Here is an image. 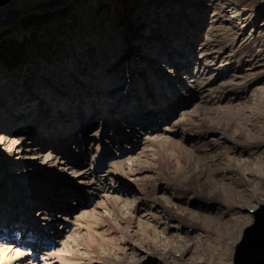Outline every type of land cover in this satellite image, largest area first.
Wrapping results in <instances>:
<instances>
[{"label": "rangeland", "instance_id": "1", "mask_svg": "<svg viewBox=\"0 0 264 264\" xmlns=\"http://www.w3.org/2000/svg\"><path fill=\"white\" fill-rule=\"evenodd\" d=\"M64 1L0 0V264H264V0Z\"/></svg>", "mask_w": 264, "mask_h": 264}, {"label": "bare ground", "instance_id": "2", "mask_svg": "<svg viewBox=\"0 0 264 264\" xmlns=\"http://www.w3.org/2000/svg\"><path fill=\"white\" fill-rule=\"evenodd\" d=\"M92 1H94V0H82V2H84V5H86V4H89V3H91ZM68 2H69V4L68 3H66V4H63L64 6L63 7H61V6H59L58 8H54V10H52V11H55V12H52V15L53 14H57V13H60V12H62V11H64L65 9H66V7H69L71 4H73V3H75L76 2V0H68ZM87 2V3H86ZM86 3V4H85ZM83 5V6H84ZM39 6V5H38ZM38 6H33V7H30V8H27V10H33V11H36L37 13H39V12H41V11H45V10H43V8H41L40 7V9L38 10ZM41 10V11H40ZM62 10V11H61ZM78 10H80V9H78ZM77 10V11H78ZM50 11V10H49ZM28 14H30V13H25V11H22V12H20L19 14H17V15H15V16H13L12 18H5V16H3L5 19H1L2 21L4 20V22L6 21L7 23H11L10 25H12V28H11V30L8 32L9 34V36H12V35H19V37H21L23 34H26V32L27 31H29L28 29H29V27L26 25V26H24V25H20V26H15V25H18V24H21V23H23L24 22V18H25V16L26 15H28ZM31 14H34V15H37V16H39L38 14H35V12H31ZM1 16V15H0ZM9 20H11V22L9 21ZM13 22V23H12ZM14 24V25H13ZM22 27V28H21ZM26 27V28H25ZM55 27V26H54ZM41 28V27H40ZM40 28H36V30L38 31ZM32 30H35V29H32ZM3 32H6V31H3ZM3 32H1V33H3ZM19 32V33H18ZM4 36V35H3ZM4 38V37H3ZM3 38H0V39H3Z\"/></svg>", "mask_w": 264, "mask_h": 264}, {"label": "water", "instance_id": "3", "mask_svg": "<svg viewBox=\"0 0 264 264\" xmlns=\"http://www.w3.org/2000/svg\"><path fill=\"white\" fill-rule=\"evenodd\" d=\"M67 1V0H66ZM66 1H64L63 3H65ZM37 11V10H36ZM36 11H33V10H25V13H30L31 14V12H35V14H39V13H37ZM1 19H5V18H3L2 16H1ZM10 22H11V20H9Z\"/></svg>", "mask_w": 264, "mask_h": 264}]
</instances>
